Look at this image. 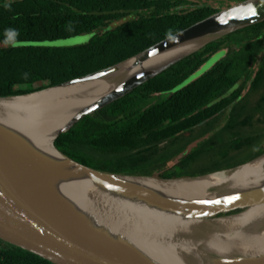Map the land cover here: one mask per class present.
<instances>
[{"label":"trees","instance_id":"obj_1","mask_svg":"<svg viewBox=\"0 0 264 264\" xmlns=\"http://www.w3.org/2000/svg\"><path fill=\"white\" fill-rule=\"evenodd\" d=\"M170 6L166 0H0V33L6 27L20 32L16 47L0 46V97L43 90L116 65L218 12L207 8L186 12L179 11L178 5ZM122 19L128 20L108 27ZM85 34L92 38L84 45H47ZM261 36L264 23L208 45L82 119L55 141V147L73 161L101 172L164 179L206 175L260 156L264 147L244 151L259 146L261 137L236 138V131L253 125L233 119L215 137L184 154L195 142L192 131L202 125L203 117H210L208 111L214 115L223 108L221 102L238 99L248 85L252 91L264 84L260 81L264 57L258 70L252 68L255 54L262 51L254 47V39ZM229 43L237 49L183 86L207 56ZM163 95H167L165 99L156 100ZM211 124L212 120L206 123ZM47 131L42 129L34 136L38 145L43 144ZM54 136L46 142L51 149ZM209 150L218 155H209ZM231 150L243 151L229 155ZM237 154L247 155L239 160ZM0 264L51 263L0 242Z\"/></svg>","mask_w":264,"mask_h":264},{"label":"water","instance_id":"obj_2","mask_svg":"<svg viewBox=\"0 0 264 264\" xmlns=\"http://www.w3.org/2000/svg\"><path fill=\"white\" fill-rule=\"evenodd\" d=\"M261 23L264 0H244L116 65L43 90L0 97V101L17 100L73 87L70 103L77 108L52 140L57 157L44 151V142L38 146L34 135L53 126L58 116L63 117L65 104L49 105L56 110L48 113L41 127L32 115L39 106L33 112H0V242L51 264H264V252L230 255L217 248L207 250L212 236H219L222 240L218 238V242H223L228 231L211 224L264 204V182L239 194L212 188L202 198L194 194L171 196L143 184L153 181L166 186L235 173L263 159L264 153L234 168L164 179L101 172L73 161L54 145L85 117L124 98L208 45ZM188 46L191 49H185ZM90 83H103L104 88L88 92L84 85ZM44 109L47 111V107ZM77 181L88 182L85 201L67 195L75 193L72 186ZM109 199L132 203L142 210H107ZM174 258L176 262L172 263Z\"/></svg>","mask_w":264,"mask_h":264},{"label":"bare ground","instance_id":"obj_3","mask_svg":"<svg viewBox=\"0 0 264 264\" xmlns=\"http://www.w3.org/2000/svg\"><path fill=\"white\" fill-rule=\"evenodd\" d=\"M185 49H191V47L188 46ZM84 88L88 92H99L104 88V84L90 83L84 85ZM74 91L75 88L73 87L65 89H54L28 98L0 101V112L9 113L8 115L14 113V111L16 110L33 112L35 110V107L39 106V110L34 112L32 115L37 120L36 124L41 127L45 124L48 113L56 110L55 108H48L49 105L65 104V107L61 110L63 117L58 116L54 125L51 127H47L48 131L43 135L45 136L44 151L47 154L52 155V157H57L58 154L53 149L49 148L46 142L56 134V131L58 129L65 126L71 116L77 111V108H72L73 104L70 103V95H72V92ZM84 94L87 96L85 90ZM44 107H47V111L44 109ZM263 182L264 158L256 161L255 163L237 169L235 173H218L208 178L197 179L193 181H181L171 184L168 183L166 186H161L159 183L153 181H151L150 183L148 181H145L143 184H150V186L161 189L165 194H169L171 196H192L191 194H194L200 195V198H202L207 196L206 192H208V190L212 188L218 190L220 189L221 191L218 192L233 193L236 191V193L239 194L249 188L261 187ZM87 185L88 182L86 181H77V184H73L72 186V189L75 193L67 195H70L72 197L77 195L85 201V195L89 193ZM106 202L107 210L112 209L114 212L115 209L142 210L135 204L127 202L123 203L114 199H109ZM211 226L213 228H225L228 231H226L225 233L223 242H218L219 236H212L210 239V243H208L207 250L215 251V249L217 248L218 250L224 251V253L228 252V254L230 255H233V252L254 255H259L260 253L264 252V204L249 208L248 210L237 216L218 220L211 224ZM219 240L221 241L222 239L219 238ZM171 262H176V259L174 258L173 260H171Z\"/></svg>","mask_w":264,"mask_h":264},{"label":"flooded vegetation","instance_id":"obj_4","mask_svg":"<svg viewBox=\"0 0 264 264\" xmlns=\"http://www.w3.org/2000/svg\"><path fill=\"white\" fill-rule=\"evenodd\" d=\"M166 1L171 4L169 8L173 6L175 7L176 5H178L179 11L186 10V12H194L200 8H203V9L207 8V9H214V10L216 9L218 11L223 8H226L225 2L221 0H166ZM128 19L113 21L108 24V27L114 28L116 26L121 25V24L116 25L117 22L124 23ZM254 40L257 42V44L254 47L262 48V51H260L259 54L258 53L255 54L254 59L256 60L252 64L253 70L254 69L258 70L260 60L264 57V36L255 38ZM234 49L235 50L237 49L234 46V44L229 43V44L222 46L218 52L220 51L227 52L228 50L227 52V56H228ZM213 55L209 56L208 58L212 57ZM260 81L261 82L264 81V75L261 76ZM220 104H221L220 107H223L221 110L215 112L214 115L212 113H209L210 111H208L207 115H210V117L209 116H207V118L203 117L202 125L200 127H196L192 131L191 135L194 137L195 142H193L190 146H188V148L186 149V153L184 155H187L192 150L197 149L200 143H203L204 141H207L208 139L215 137L225 126H227V124L231 121V119H233L234 122L250 123L251 125H253L251 127L241 128L238 131H236L238 133L236 138H250V137L251 138L261 137L262 138L263 142H261L259 146L256 145L254 149H249L244 152L249 153L251 151L259 150L264 147V132H263L264 131V84H262L261 87H255L252 91H251L250 85H248L243 90V92H241L238 99L232 100L227 103L221 102ZM211 120L213 121V124H211V127H209V125H206V123L210 124ZM202 130H206V133L205 134L202 133ZM241 151L243 150H240V151L238 150L236 152H234V150H231L228 154L233 155ZM218 152L220 153V151ZM208 153L211 156L218 155L215 151H211V150H209ZM239 157L240 155H238L237 159Z\"/></svg>","mask_w":264,"mask_h":264},{"label":"rangeland","instance_id":"obj_5","mask_svg":"<svg viewBox=\"0 0 264 264\" xmlns=\"http://www.w3.org/2000/svg\"><path fill=\"white\" fill-rule=\"evenodd\" d=\"M221 1H224L226 4V7H227L229 5H233V4L242 2L244 0H221ZM119 24H122V22H117L116 25H119ZM99 31L100 30L95 31V33L99 32ZM92 34H85L82 36H78V37L66 39V40H58V41H55L52 43H47V45L53 46V47H59V48H68V47H73V46H80V45L86 44L92 38ZM227 52H228V50H227ZM227 52L226 51H220V52L215 53L214 55L211 54L213 56L210 58H208V57L211 55L207 56L205 62L202 64V66L198 70H196L190 77H188L186 79V81L183 83V86H186V85L192 83L193 81H195L199 77H201L203 74H205L208 70H210L212 67H214L218 62H220L222 59H224L227 56ZM255 70L256 69H254V71ZM166 96L167 95H163V97L156 98V100L165 99ZM257 127H259V126H257ZM246 155L247 154H243L238 159L241 160Z\"/></svg>","mask_w":264,"mask_h":264},{"label":"clouds","instance_id":"obj_6","mask_svg":"<svg viewBox=\"0 0 264 264\" xmlns=\"http://www.w3.org/2000/svg\"><path fill=\"white\" fill-rule=\"evenodd\" d=\"M6 8L10 9V5H5ZM171 31V30H169ZM20 35V32L18 29L13 27H6L3 29L2 33H0V36L3 38L0 39V46L3 47H16L19 43L18 37ZM25 78L27 77V73L24 74Z\"/></svg>","mask_w":264,"mask_h":264}]
</instances>
